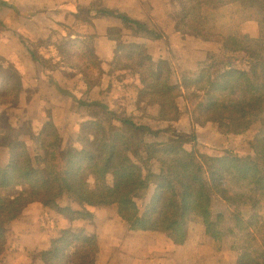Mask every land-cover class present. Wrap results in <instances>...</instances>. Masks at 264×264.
Instances as JSON below:
<instances>
[{
    "label": "crops",
    "instance_id": "0c3cea01",
    "mask_svg": "<svg viewBox=\"0 0 264 264\" xmlns=\"http://www.w3.org/2000/svg\"><path fill=\"white\" fill-rule=\"evenodd\" d=\"M222 1L216 7H205L206 0H0V69L16 70L22 84L21 113L10 117V136L23 140L30 132L52 123L64 143L77 146L83 125L93 122L92 125L117 136L123 131L116 118L133 117L149 144L167 145L171 135L189 138L193 133L191 116L182 97L176 102L179 118L174 122L161 120L158 103L139 109V98L145 89L141 77L148 68L139 69L137 63L146 57L154 65L166 64L175 72L173 83L195 76L206 65L219 63L225 67L221 71L224 73L248 67L245 54L225 50L217 39L264 42V18L247 0ZM183 2L198 8L188 11V19L202 21L210 28L208 33L200 35L183 22ZM119 15L141 23L143 29L125 24ZM61 40L70 44L72 61L59 54ZM40 42L46 47L41 49ZM82 56L87 62L84 67L76 62ZM235 56L242 58L243 64L234 63ZM217 57L222 59L215 61ZM131 58L136 59L135 63L127 60ZM88 67L98 72L93 83L84 74ZM5 123L0 133L8 137L9 124ZM194 132L195 141L183 147L187 154L194 147L201 153L237 152V144L245 138L223 134L215 125L198 127ZM184 158L180 154L161 156L164 166L175 165ZM154 169L160 178H171L159 163L155 162ZM146 182L142 187L148 186V203L143 210L137 206L141 215L155 191L154 185ZM211 198L222 207L215 213L224 215L220 224L225 226V231L220 229L222 236L216 238L200 220H195L179 243L155 230L133 231L117 215L95 222L93 229H82L84 224L80 222L57 223L53 219L57 214L52 210L30 204L9 224L12 231H18L9 264H24L27 257L30 260L25 264H32L33 257V264H42L40 255L49 250L59 229L75 232L79 228L87 235L97 236L101 245L97 264H243V247L248 241L241 239L231 224L227 205L215 196ZM252 231L250 252L259 264H264V200L257 201Z\"/></svg>",
    "mask_w": 264,
    "mask_h": 264
},
{
    "label": "trees",
    "instance_id": "16d2710c",
    "mask_svg": "<svg viewBox=\"0 0 264 264\" xmlns=\"http://www.w3.org/2000/svg\"><path fill=\"white\" fill-rule=\"evenodd\" d=\"M206 1L205 7H216L223 3L222 0ZM184 6L186 9L183 2ZM187 14L188 9L183 14V22L192 31L200 35L209 32L210 28L206 24L190 21ZM118 18L138 30L143 29L141 23L125 15H119ZM217 40L225 50L243 53L248 57L249 73H237L250 82L248 74H256L260 61L264 60L258 53L260 49L264 50V45L258 40ZM62 42L58 49L64 59L70 57L71 46L66 41ZM140 59L138 61H143L137 63V67H147L148 71L141 77L145 89L139 98V109L158 103L161 120L174 122L179 118L176 102L182 97L191 116V136L171 135L167 145L149 144L143 137H136L143 128L130 117L116 118L127 137L113 136L95 125H83L79 137L81 145L69 149L66 158L61 153L60 134L52 123L46 124L32 145L15 140L9 146L8 163L0 170V264H6L4 226L14 221L27 205L34 203L49 208L70 223L81 217L92 216L87 207H111L131 230H155L179 243L185 239L189 224L195 220H200L206 231L216 238L222 236L219 226L224 222V215H214L210 208L211 197L215 196L230 209L231 224L240 237L243 235L250 239L254 234L252 228L257 219V199L248 195L256 193L259 196L264 193V150L261 145L253 141L250 143L254 159L242 158L231 150L221 157L211 156L195 147L191 154H187L183 147L195 141L194 131L198 127L217 125V130L222 129L215 115L208 114L210 105L204 103L202 96L192 93L193 82L203 74L204 69L193 77H183L173 83V69L163 63L154 65L146 57ZM144 61L147 63L144 64ZM21 93L19 73L13 68H1L0 107L18 113ZM258 114L264 116V107L258 110ZM247 130L248 127H244L234 134H243ZM221 132L230 135L228 131ZM259 139L264 140V131L255 134L254 141ZM171 154H181L187 158L175 165L164 166L161 156ZM194 156L198 159V165L191 160ZM155 162L168 172L170 179L154 174ZM202 167L209 172L208 183L197 173ZM146 181L154 185L155 191L148 209L141 215L134 194ZM100 183H103L102 186L97 187ZM238 183L243 184L246 194L235 188ZM62 198L68 202L64 207L58 203ZM246 207H249L247 211L250 214L245 220L234 208ZM57 235L51 239L49 250L41 254L42 264H97L101 245L95 234L87 235L66 229ZM251 248L249 243L243 247V264H259L256 258L249 255Z\"/></svg>",
    "mask_w": 264,
    "mask_h": 264
},
{
    "label": "rangeland",
    "instance_id": "374dc122",
    "mask_svg": "<svg viewBox=\"0 0 264 264\" xmlns=\"http://www.w3.org/2000/svg\"><path fill=\"white\" fill-rule=\"evenodd\" d=\"M247 2L249 4H252L255 8L257 7V9L261 12V16L264 18V0H247ZM195 6L191 3L186 5V9L185 11L188 9V11H192L193 8ZM197 7V6H196ZM195 11L198 10V8H194ZM198 20V19H196ZM194 20V21H196ZM193 22V20H191ZM197 22V21H196ZM263 32H264V27H263ZM260 42L264 45V42L262 40H260ZM41 49L46 47L45 43L40 42L38 44ZM67 46V45H66ZM65 46V48H66ZM256 46V45H255ZM259 55L264 58V50H261L258 52ZM239 55V54H238ZM236 58V59H235ZM235 58H232L234 63H242V58H240L239 56H235ZM68 59H71V57L68 56ZM80 58H76V62L81 65V67H84L85 65H83L85 62V57H81ZM220 59H222L221 57H217L215 58V61H219ZM244 61L246 62V65H248V67H250V63L247 61L248 57L243 58ZM73 58L69 61H72ZM129 61H133L135 63L136 59H127ZM219 63L217 64H211V65H206L203 69V74L201 76H199L197 79L194 80L193 84L194 87H192V93L197 94L202 96L204 103H208L210 105V107H208V114H214L215 115V120L218 121L220 125H222V129L221 131H228L230 132V136H243L244 135V139L242 140V143H238L237 147H238V151L236 152L235 150H231L236 152L239 156H241L242 158H247V157H251V158H255L254 153H253V149L250 145V143H252V141L254 143H258V145H261L262 150H264V140L263 139H259L257 141H254V137L255 134L260 132V131H264V128L262 127L263 122H264V116L261 114H258V110L262 109L264 107V60L260 61L259 63V67L257 68L256 74H248L250 82L245 78V76L238 74L237 72H247L249 73V68L246 66L244 68H240V69H235L232 70L230 72H221L225 67H223L222 65H219ZM218 66V67H217ZM87 68V67H86ZM236 71V72H234ZM86 72V73H85ZM85 76L87 77V79L93 83L95 81H97V70L91 67H88V69H85ZM253 85V86H252ZM201 110H203V108H201ZM21 113V108H19L18 113H15V111H11L10 108L7 107H0V128H3L6 125V121H8V137L3 134L1 135L0 133V170L4 169L6 164L8 163L9 160V146L15 142V140H19L18 138H13L10 136L11 133V118L13 117L15 118V115H18ZM20 118V117H19ZM18 118V119H19ZM6 119V121H5ZM92 125L93 122H90ZM217 123V122H215ZM88 125V124H87ZM46 126V124L43 126V128ZM217 126V125H215ZM244 127H248V130L246 132H244L243 134H234L237 133L238 131H240L241 129L243 130ZM6 128V127H5ZM43 128H41L39 131H36L35 133H29L27 135L26 138H23V140H19L25 143H28L29 145L35 143V141L37 140V135L43 130ZM82 130V128H81ZM81 135V133H80ZM120 136L123 137H127L126 133H122ZM61 137V136H60ZM80 137V136H79ZM137 138H141L143 137V133L142 131L137 132L136 134ZM62 141V145H61V153L63 155L64 158H66V153L69 151V149L71 148H77L81 145V141H79L78 139V143L77 146H72V143H64L63 139L61 138ZM219 150H215L214 153L215 154H210L208 152H205L208 155L211 156H223L225 154V151H220ZM181 155V154H180ZM184 156V155H183ZM185 157V156H184ZM187 157L184 158V160L181 161H185ZM191 160L193 162H198L197 157H192ZM180 162V161H179ZM262 163V162H261ZM198 165V163L196 164ZM262 167H264V164L262 163ZM197 173L200 174V176L202 177L203 180L207 181V179L209 178V172L207 171L206 168L202 167V169L197 170ZM147 183V182H146ZM144 183V185L146 184ZM208 183V181H207ZM103 183L98 184L97 187H101ZM143 185V186H144ZM148 186L146 187H141L139 188L135 194H134V201L136 203V205L143 210L147 203V194H149ZM235 188H237L239 191H241V193L246 194V190L244 191V187L243 184H236ZM151 193V192H150ZM251 197H255L258 200H264V193H262L261 195H257L256 193L253 194L251 193V195H248ZM146 202V203H145ZM59 205H61V207H64L68 202L66 198H62L58 201ZM100 207V206H99ZM227 207V206H226ZM93 207H87L88 211L91 213L92 216L90 217H81L76 219L74 222H80L84 224V228L82 229H93V225L95 222H99V220L108 218V217H116V213L114 211V209H112L111 207H105L103 206L102 209H97V210H93L91 209ZM210 208L213 212V214L215 215L216 212L221 211L222 207L220 205H218L215 200L213 198H211L210 200ZM247 208H239V209H235L236 212L238 214H240L241 216H243V218L246 220L249 218V214L247 211ZM116 209V208H115ZM228 212L226 210V213L230 212V209L227 207ZM92 211V212H91ZM94 211V212H93ZM94 213V214H93ZM56 215V214H55ZM95 215V217H94ZM96 218V220L94 221V219ZM57 223L60 222H64V220H66L63 216L61 215H56V217L53 218ZM55 221H54V225H55ZM49 222V220H48ZM45 224V228L48 227L47 223ZM51 222V219H50ZM49 222V224H50ZM53 222V220H52ZM59 226V225H57ZM10 225H6L4 226V230H5V234H4V238H5V246H6V251H5V260L4 262L6 264L11 263L12 259H13V255H10L11 252V247L13 245V241L15 236L18 234L17 230H11V228H9ZM63 227V226H62ZM219 229H222L225 231V226L220 225ZM241 229V228H240ZM63 231L62 229H59V231L56 234H60V232ZM78 231L83 232V230H81V228H79ZM57 235V236H58ZM240 237V235H239ZM241 239H246L249 242V238L245 237V236H241ZM242 243V240H241ZM249 253L252 257V254L249 250ZM8 254V256H7ZM34 258L32 259V264L34 262ZM30 258H26L23 260L24 264L25 263H29ZM40 260H41V255H40Z\"/></svg>",
    "mask_w": 264,
    "mask_h": 264
}]
</instances>
